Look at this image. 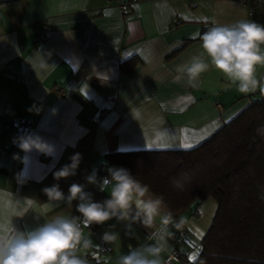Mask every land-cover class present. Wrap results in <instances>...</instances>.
Returning a JSON list of instances; mask_svg holds the SVG:
<instances>
[{"label": "crops", "instance_id": "crops-1", "mask_svg": "<svg viewBox=\"0 0 264 264\" xmlns=\"http://www.w3.org/2000/svg\"><path fill=\"white\" fill-rule=\"evenodd\" d=\"M213 19L264 25V7L249 14L242 0H0V224L12 218L15 228L26 230L57 213L79 216L78 201L49 206L42 190L59 183L67 195L79 183L103 201L108 193L86 177L108 154L196 147L259 99V90L242 94L228 87L215 69L197 88L175 79L176 67L200 53L199 35ZM43 24L45 38L38 42ZM134 59L130 73L120 70ZM257 75L264 76V68ZM11 119L26 123L13 127ZM25 132L50 142L54 154L32 152L22 163L25 153L13 139ZM76 153L82 156L77 174L54 180ZM23 210V217H13ZM216 210L209 198L179 216L186 237L176 244L167 239L162 257H178L167 264H190ZM82 229L93 241L79 252L88 264H116L130 247L148 242L147 229L134 224L128 234L126 222L115 219L94 232ZM106 231L118 238L103 241Z\"/></svg>", "mask_w": 264, "mask_h": 264}, {"label": "clouds", "instance_id": "clouds-1", "mask_svg": "<svg viewBox=\"0 0 264 264\" xmlns=\"http://www.w3.org/2000/svg\"><path fill=\"white\" fill-rule=\"evenodd\" d=\"M199 54L176 67L175 79H186L192 88H197L204 73L215 69L227 81V86H235L242 94L264 93V76H258V68H264V25L252 19H240L233 23H220L213 19L211 26L199 35ZM54 67V66H53ZM256 134L264 136V125L256 128ZM13 143L23 152L22 163L27 164L32 152L52 156L54 146L32 132H25L13 139ZM14 158H19L14 156ZM53 173L56 181L77 174L82 160L79 153L70 158ZM108 176L97 181L95 170L86 177L89 184H98L101 191L108 193V198L95 201L85 185L72 183L68 194L61 190L59 183L45 187L42 191L48 198L46 205L65 202L72 206L78 201L76 211L79 216H66L60 213L46 219L42 225L26 230H19L12 224V218L0 224V264H88L79 252L89 249L93 241L85 237L82 226L103 225L115 219L126 222L128 234L132 225L139 224L148 230L146 243L130 247L122 254L116 264H167L162 257L165 244L174 235L171 229L180 230L183 217H175L162 195L151 193L150 186L133 176L124 167L107 168ZM173 178L172 186L183 190V179ZM264 198V197H262ZM29 205L34 201L25 200ZM27 210L17 211L13 217H23ZM157 220L159 223H157ZM118 238L116 232H104L102 240L111 243ZM152 243H149V242Z\"/></svg>", "mask_w": 264, "mask_h": 264}, {"label": "trees", "instance_id": "trees-1", "mask_svg": "<svg viewBox=\"0 0 264 264\" xmlns=\"http://www.w3.org/2000/svg\"><path fill=\"white\" fill-rule=\"evenodd\" d=\"M135 63L122 62L120 70L128 74ZM260 125L264 93L196 147L114 152L102 166L130 170L151 193L164 197L175 217L206 199L216 202L214 218L190 264H264V136L255 131ZM207 154L212 162L200 164ZM182 173L188 177L180 190L171 181Z\"/></svg>", "mask_w": 264, "mask_h": 264}, {"label": "built area", "instance_id": "built-area-1", "mask_svg": "<svg viewBox=\"0 0 264 264\" xmlns=\"http://www.w3.org/2000/svg\"><path fill=\"white\" fill-rule=\"evenodd\" d=\"M242 4L246 8L249 14H253L257 8L264 7V0H242ZM123 5L124 4H121V3L118 4L120 8H122ZM42 29H43V34L40 35V37L38 38V42H41L45 38L44 32L47 30V25L43 24ZM25 123H26V120H23V119H20V120L11 119L10 120V125L13 127H20V126H23ZM107 168L108 167H105V166H99V167L92 166L89 168L87 176L90 175L95 170L97 174V181L101 182L104 177L108 176ZM197 214H198L197 210L192 213V215L194 216H196ZM72 216H77V215L73 214ZM97 226L98 225L93 224L85 228L89 230L90 232H94ZM185 237H186V227L184 225L180 230H176L174 232V235L171 236V240L173 243L176 244V243H180ZM173 260L174 261L178 260V257L175 254H170L169 256L165 258V261H167V263Z\"/></svg>", "mask_w": 264, "mask_h": 264}, {"label": "rangeland", "instance_id": "rangeland-1", "mask_svg": "<svg viewBox=\"0 0 264 264\" xmlns=\"http://www.w3.org/2000/svg\"><path fill=\"white\" fill-rule=\"evenodd\" d=\"M205 157H206V155H205ZM205 157L202 159V161H201L200 164L205 165V162H206V161H207V162H210V163L212 162V161H211V156H209V154H207V158H205ZM191 170H192V169H191ZM195 170H196V169H195ZM193 171H194V170H193Z\"/></svg>", "mask_w": 264, "mask_h": 264}, {"label": "snow or ice", "instance_id": "snow-or-ice-1", "mask_svg": "<svg viewBox=\"0 0 264 264\" xmlns=\"http://www.w3.org/2000/svg\"><path fill=\"white\" fill-rule=\"evenodd\" d=\"M184 147H185V148H191V147H193V145H191V144H187V143H186V144H184ZM192 258L195 259V257H192Z\"/></svg>", "mask_w": 264, "mask_h": 264}]
</instances>
